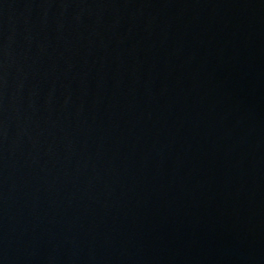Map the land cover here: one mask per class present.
I'll return each instance as SVG.
<instances>
[{"label":"water","instance_id":"obj_1","mask_svg":"<svg viewBox=\"0 0 264 264\" xmlns=\"http://www.w3.org/2000/svg\"><path fill=\"white\" fill-rule=\"evenodd\" d=\"M0 264H264V0H0Z\"/></svg>","mask_w":264,"mask_h":264}]
</instances>
